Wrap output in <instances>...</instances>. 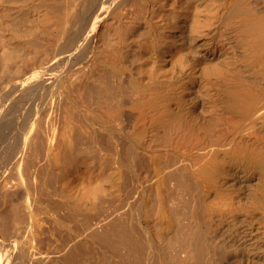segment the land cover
<instances>
[{
	"label": "bare ground",
	"instance_id": "obj_1",
	"mask_svg": "<svg viewBox=\"0 0 264 264\" xmlns=\"http://www.w3.org/2000/svg\"><path fill=\"white\" fill-rule=\"evenodd\" d=\"M0 264H264V0H0Z\"/></svg>",
	"mask_w": 264,
	"mask_h": 264
}]
</instances>
